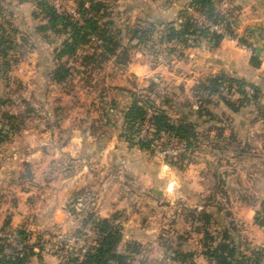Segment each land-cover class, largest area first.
<instances>
[{"label": "rangeland", "instance_id": "rangeland-1", "mask_svg": "<svg viewBox=\"0 0 264 264\" xmlns=\"http://www.w3.org/2000/svg\"><path fill=\"white\" fill-rule=\"evenodd\" d=\"M100 1L104 6L96 14L97 22L115 44L114 54L107 57L93 37L74 55L56 58L66 31H37L36 26L46 19L32 0L1 3L0 21L8 31L4 45L10 49L0 56V126L8 132L0 143V222L8 220L10 243L15 241V230L23 229L31 241L47 248L41 249V258L51 256L58 264L69 251L92 241V226L84 223L89 213L114 215L121 224L122 240L139 242L140 253L133 255L130 264H180L172 261L173 249L191 252L196 263L207 264L199 255L198 233L183 222L186 186L196 187L194 174L204 162L195 163L201 158L208 160L209 176L213 168H225L224 162L218 168L211 156H203L202 144L208 142L213 148L216 136L208 137L209 130L221 128L217 140L226 145L234 139L238 146L264 142V134L256 131L264 129V119L259 120L264 111L247 102L232 112L217 95L206 105L194 94L198 83L219 73L264 80L260 71L248 65L250 51L241 43L251 44L250 37L258 31L248 20L239 19L246 15V6L215 0V10L232 22L233 39L226 36L212 46L205 36L197 35L182 46L167 42L163 35L168 26L177 28L190 0ZM53 2L72 10L69 1ZM58 64L67 69L61 82L52 76ZM222 95L228 94L222 90ZM229 98L236 101L235 96ZM133 99L151 102L171 118L194 125L201 143L188 159L193 165L188 177L187 163L165 167L161 154L150 155L127 141L131 138L123 133L122 113ZM197 106L201 113H196ZM230 128L236 134L230 135ZM235 168L242 187L258 192L259 183L264 185V178L257 184L247 177L263 165L238 162ZM232 208L240 223L230 234L239 252L264 248V227L251 224L248 211ZM221 224H225L223 218L209 229L220 232Z\"/></svg>", "mask_w": 264, "mask_h": 264}, {"label": "trees", "instance_id": "trees-1", "mask_svg": "<svg viewBox=\"0 0 264 264\" xmlns=\"http://www.w3.org/2000/svg\"><path fill=\"white\" fill-rule=\"evenodd\" d=\"M0 0V13L1 3ZM72 4L74 14L67 12L64 9L58 8L53 0H32L37 13L46 19L45 24L36 26L37 31L52 30L59 31L62 29L68 34L67 38L61 42L60 47L56 50V58L62 56L70 57L83 46L88 38H96L101 42V54L104 57L113 55L115 44H112L108 30L103 29L97 22L96 14L102 8L103 2L100 0H66ZM215 0H190L185 8L177 28L168 26L163 35L167 42H176L185 45V41L191 36L202 35L211 42L212 46H217L218 43L226 36L233 39V27L229 18L224 14L218 13L213 5ZM191 9L198 13L204 23L199 22L187 10ZM0 21V56H4L10 46H5L8 31ZM210 25H221L222 30L210 29ZM15 32V29L12 30ZM132 37H138L134 34ZM184 42V43H183ZM9 43V42H7ZM242 44L249 49L248 65L258 68L260 61L253 54V48L249 43L241 41ZM67 73V69L63 65L58 64L52 71L54 81L61 82ZM199 91L194 94L198 102L211 104L209 100L212 96L217 95L222 104L232 112L238 111V104L242 105L247 102L260 108V90L251 82H247L239 77L226 76L219 73L208 80L198 83ZM222 90L228 95L223 96ZM249 90V91H248ZM236 101L229 97H234ZM200 106L196 107V113ZM241 107V106H240ZM204 111L213 119V114L209 110ZM261 109V108H260ZM147 110L150 111L147 119L149 128L145 131L142 137L138 136L140 125L146 116ZM202 110V109H201ZM125 129L123 133H127V141L132 143L140 151L148 152L150 155H155V152H164L162 160L165 164L178 166L180 163L184 165L188 163L189 157L192 158L193 151L199 149L200 134L195 130V127L189 121L184 119L171 118L162 108L154 106L152 103H147L143 100H132L128 107L122 113ZM215 134L220 138L221 128L216 127ZM8 137V132L0 126V143ZM180 144L182 150L170 154L165 150L169 148L171 143ZM191 153V154H190ZM184 163V164H183ZM219 208V206H217ZM264 210V200L259 204L258 210L253 214V222L259 227H264V219L260 212ZM184 222L189 223L200 234V244L202 250L200 254L207 264H264V248L253 249L249 254L239 252L234 244L231 236V230L235 228L231 221H225L221 224L222 230L218 232L217 228L209 229L213 219L211 213L205 211L202 207L200 210L183 208ZM84 223L89 222L92 226L93 239L86 247H80L75 250L76 255L68 253L61 260V264H130L133 255L140 253V244L134 240L122 241V228L120 222L114 215L109 217H99L89 213ZM227 217V216H226ZM227 220V218H226ZM8 220H4L0 225V264H26L31 256H40V244L30 241L29 233L23 229L15 230V241L10 243L8 238ZM224 226V227H223ZM76 238V237H75ZM122 243V244H121ZM122 245V250L118 247ZM38 248L35 252L33 248ZM84 248L81 252L80 250ZM175 257V258H174ZM177 261L180 264H198L194 260V254L188 251L172 250V261Z\"/></svg>", "mask_w": 264, "mask_h": 264}, {"label": "crops", "instance_id": "crops-1", "mask_svg": "<svg viewBox=\"0 0 264 264\" xmlns=\"http://www.w3.org/2000/svg\"><path fill=\"white\" fill-rule=\"evenodd\" d=\"M234 3L248 8L246 15L242 14V17L239 16V19L241 21L248 20L249 22L247 24L250 25L253 30L258 31L250 37V45L253 48V54L257 56L260 61L259 67L255 69L260 71L261 76H264V72L262 71V65L264 64V0H234ZM248 57L249 54L246 57L247 63ZM245 81L251 82L259 88L260 108L264 111V80ZM230 117V120L234 119L233 115H230ZM263 119L264 117L259 118V120ZM230 127H233V125L231 124ZM228 131L230 135L236 134V131L231 128ZM256 131H260V134H264V129ZM211 133L215 134L214 130H209L207 132V136L210 137ZM213 138L215 140H212L213 143H211L213 148H210V144L208 142L202 144L203 156H211L212 163L217 164L218 168L220 167V162H224L225 168L223 169L225 171L214 170L213 168L209 176V172L205 168L206 164H208L207 158L199 159V162L195 164L200 165V161L204 163L202 167L197 168V172L194 174V176H196L194 182L196 187L189 184L187 186L185 185L188 188H186V193L184 194V198L187 203V206H184V208L200 210L204 207L205 211L211 213L214 218L216 217L215 220H219L220 218L222 220L223 218L224 222L231 221L234 226H237L236 223H240L239 216L232 208V206L235 207L236 205L239 210L244 209L248 211L247 216L250 219V223L253 224V214L256 210H258L259 204L263 199L264 192L262 189H264V185H262L263 183H259L260 187L258 192H256L257 190L254 191V189L251 190L252 188H248L247 186L242 187V185H239L242 183L238 179V170L236 171L237 168H235V165L238 164V162H242V164L246 163L253 166H264V142L261 141L259 143L256 142L252 144L247 141V143L242 142V144H239L238 146L235 139L234 141H227L226 145V143L218 141L217 136ZM246 154L249 156L246 157ZM162 164L167 167V165L163 162ZM191 166L193 165L187 163V167L185 169L186 171L184 170L186 174ZM230 167L233 168L231 169ZM155 172L156 171H154V175ZM247 177H250L249 180H253L258 184V179L261 181L264 178V168L257 169L256 172L254 171V173L251 174L247 173ZM164 181L165 184H168L169 178L165 176ZM188 182H186V184ZM217 206H219V208ZM1 223L2 221L0 222V225ZM126 236L129 237L128 235ZM126 236L125 238L128 239ZM198 237H200V234H198ZM55 262L56 261L51 256H47V258L42 257L41 259H38L36 256H31L26 264H58Z\"/></svg>", "mask_w": 264, "mask_h": 264}, {"label": "built area", "instance_id": "built-area-1", "mask_svg": "<svg viewBox=\"0 0 264 264\" xmlns=\"http://www.w3.org/2000/svg\"><path fill=\"white\" fill-rule=\"evenodd\" d=\"M60 9H62V8H60ZM64 10H66L67 12H69V13H71V14H74V12H73V10H71V11H68L67 9H64ZM192 11V10H191ZM195 12V11H194ZM193 17H195L199 22H202V23H204L205 21L203 20V18L197 13V16H193ZM210 29L212 30V29H214V30H222L221 29V25H210ZM228 37V36H227ZM228 38H230V37H228ZM230 39H232V38H230ZM249 91V90H248ZM149 114H150V111L149 110H147V112H146V116H145V118H144V120L142 121V123H141V125H140V129H139V131H138V136L139 137H142L144 134H145V131L149 128V126H148V121H147V119H148V117H149ZM171 146L169 147V148H167L166 150H165V152L166 153H170V154H175V153H177V152H179V151H181L182 150V148H181V145L180 144H176V143H174V142H172L171 144H170ZM164 152H155V154H163ZM260 215L262 216V218L264 219V210L263 211H261L260 212ZM0 236H5L4 234H0ZM8 240L10 241V237L8 238ZM41 249H43V250H47V248H44V246L43 247H41ZM41 249H40V251L39 252H41ZM33 250L35 251V252H38V248H33ZM71 250V249H70ZM84 250V248H82L80 251L82 252ZM70 252V251H69ZM71 254H73V255H76V251L75 250H73L72 252H70Z\"/></svg>", "mask_w": 264, "mask_h": 264}]
</instances>
